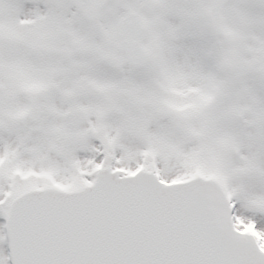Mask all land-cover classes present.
<instances>
[{
    "label": "snow or ice",
    "instance_id": "6c2138e0",
    "mask_svg": "<svg viewBox=\"0 0 264 264\" xmlns=\"http://www.w3.org/2000/svg\"><path fill=\"white\" fill-rule=\"evenodd\" d=\"M0 264H264V0H0Z\"/></svg>",
    "mask_w": 264,
    "mask_h": 264
}]
</instances>
